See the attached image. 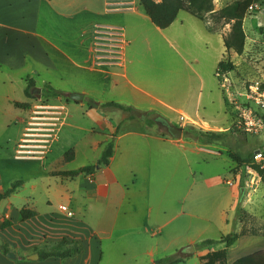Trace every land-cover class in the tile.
Segmentation results:
<instances>
[{
	"label": "crops",
	"instance_id": "1",
	"mask_svg": "<svg viewBox=\"0 0 264 264\" xmlns=\"http://www.w3.org/2000/svg\"><path fill=\"white\" fill-rule=\"evenodd\" d=\"M33 1H39L41 5H44L43 3L51 5L53 8H55L53 2H57L56 0H30V3ZM105 6L107 11H105V17L99 14L102 18L96 21L103 22L102 25L109 27L112 24L120 25L128 30L129 27H134L130 37L128 36L129 31L126 34L129 38H126L128 46L124 73H120L117 66L102 64L96 61V58L94 60L95 55L92 54L91 48L92 30H77L79 31L78 37L68 38V43L65 44L67 38L61 36L60 33L57 39L51 36L49 30H53L54 27L48 23L42 24L43 16L40 18V16L31 15L22 18V28H16L8 23L9 19L0 20V69L7 67L13 72H20L26 69L28 61L32 60L36 64L60 73L71 71L74 76L83 75L88 78L86 81L89 82L90 85L87 84L90 88L67 93L69 96L80 93L86 97L96 92L93 102L96 104L99 102L102 105L110 102L107 99V92L110 88L112 91L116 89L120 95H131V99L135 101L146 98L159 102L162 106L176 111L180 115V121H183L185 125L190 124L204 131L230 133L233 115L228 112H225V120L206 119L208 107L203 102V85L207 79L202 73V68L199 71L194 69L201 84L200 94L195 98L190 95L185 100H178V108L153 95L155 89L153 85L149 83L146 84L147 88L141 87L139 84H142V81L139 77L134 74L131 78L128 74L129 64L131 65L132 61L128 51L130 46L133 42H141L138 48L143 49L145 43L142 28L139 30L138 27L139 18L151 23L156 31L166 34L176 30L177 27L184 29L185 23L181 20L183 12L179 14L172 26L166 30H160L145 14L139 0L134 8L129 9L107 10V2ZM57 15L63 17L59 13ZM128 15L136 21V24L132 21L129 24V17H123ZM47 18L46 21H49V17ZM76 25L79 28L83 26L81 23ZM92 26L100 25L93 24ZM55 28L58 30V27ZM205 30L210 36H221L220 40L224 44L222 34L209 31L206 25ZM71 44H73L72 47ZM144 47L149 52L163 49L159 45L146 44ZM220 61L217 60L214 66L218 67ZM216 71L217 68L215 77L218 79ZM182 78L183 85H186L187 80L184 76ZM25 82L27 86L28 81ZM178 84L179 82L176 86ZM25 89L26 87L23 89V95L27 98ZM233 96L231 94L230 97L224 98L225 105L226 100L229 99L231 102L230 99ZM7 100L9 104H26V102L13 100L11 97H7ZM116 103L124 104L120 100ZM130 104L140 109L136 103ZM100 105L98 108L93 107L92 112L88 113V117L94 124L90 132L96 138L98 137L94 143V148L99 152L95 165L101 159L106 144L117 133L110 163L97 167L92 174H82L74 178L63 177L59 174L77 171L87 165L73 170L54 169L50 171L52 177H49V181L53 183L47 186V207L41 211L33 204L35 201L33 196L38 188V182L43 181V178L39 180L29 177V182L18 181L21 185L16 193L0 201V246H7L16 258L10 259L0 252V264H101L104 259L107 261L106 264H127L129 261L139 264L143 258H148V261L155 264L157 260L177 253L189 254L186 249L189 246L195 247L198 242L202 241V234L206 229H203L205 227L202 225L197 226V234L193 237L190 233L193 229L192 219L200 223H210L212 218H216L221 227L226 229L229 225V214L236 212L241 192H245V189L247 193L242 208H250L249 203L256 197V192L250 191L249 185L244 186L242 178L244 173L250 177L251 174L248 171L251 169L241 168L240 173L233 172L232 170L239 166L227 152H222L221 149H219L220 152H215L211 150L216 148L215 145H201L184 137L175 139L170 133L165 134L158 127L147 125L144 122L145 118L124 120L125 115H122L121 120L116 121L111 119L109 114L100 112ZM12 113L14 116L10 117L9 123L4 127L7 129L15 127L18 130V140L14 143L13 151L8 152L13 155L10 158H3L5 153L0 151V194L5 193L12 186L15 178L10 176L9 171L14 173L17 167L24 165L21 162L36 160L45 164L46 158L54 145L58 143L69 118V112H31L30 108L24 110L18 108ZM159 115L169 121L165 123H176V120L165 113ZM42 130L50 132L45 157L42 160L34 157L18 158V146L25 140H40ZM80 151V148L75 146L74 159L72 161L65 159V163H74L79 158ZM259 151L262 152L261 149H257L255 153ZM224 153L233 162L229 168V174L232 177L224 173L207 176L203 173L196 174L193 171L194 162L195 164L198 162L209 164V157L221 158ZM255 175L256 186L260 188V191L264 186L261 178L256 173ZM30 183H34L32 185L34 193L22 197L23 189ZM54 201L60 204L59 207L67 205L74 216L68 217L62 213L59 207H55ZM25 207L35 211L37 215L28 221L20 222V212ZM6 220L12 222L13 225L1 229ZM178 220L180 224L177 227L188 230L187 235H177L178 228L172 224ZM222 236L226 235L222 234ZM64 239L70 242H80L82 252L66 260L56 257L40 260L39 252L45 251L47 243L53 244ZM261 239L264 238L243 236L235 245L241 242L242 250H245L251 248L255 241H259L260 244ZM222 245L224 247L213 245L211 251L222 250L226 247ZM235 245L229 249L228 257ZM260 250H264V245H260L254 253ZM35 255H38L39 259L31 260ZM189 256L190 254L184 256L185 259L180 264H189Z\"/></svg>",
	"mask_w": 264,
	"mask_h": 264
},
{
	"label": "rangeland",
	"instance_id": "2",
	"mask_svg": "<svg viewBox=\"0 0 264 264\" xmlns=\"http://www.w3.org/2000/svg\"><path fill=\"white\" fill-rule=\"evenodd\" d=\"M56 1L57 2L54 1L55 3L53 2L55 5V8H53L51 5L45 3L41 5L39 1L30 3V0H0V20L9 19L7 21L8 23L14 25L16 28H22L23 17L31 15L33 17L40 16V18H42L43 16L44 21L42 24L48 23L54 27L53 30H49L51 36L57 39L60 33L61 36L67 38L64 42L65 44L68 43V38H72L73 36L78 37L79 31L77 30H92L91 48L92 54L95 55V60L94 32L96 27L92 25L99 24L100 26H106L101 24L103 22L96 21L102 18L99 14L104 16L106 11L105 3L107 2V10L115 8L129 9L134 8L136 4H138V0H106V2L104 0ZM236 1L242 3L239 13L244 18V30L247 36L244 53L241 56L231 52L228 57L224 44L220 40L221 36L208 35L205 30V25L209 31L218 32L222 34L224 38L228 36L231 31L230 24H226L224 20L215 21L208 14L204 15V21H200L189 13L181 12V20L185 23L184 29L177 27L178 30L176 29L166 34L156 31L151 23L139 18L138 27L139 30L142 28L141 31L144 33V42L149 45L162 46L163 49L149 52L147 48L144 47L146 46L145 43L143 44V49H141L138 48L141 42H133L128 50L130 60L133 61H131V65L129 64V76L132 78L135 74L139 77L142 81V84H139L141 87L147 88L146 84L150 83V85H153L155 88L153 90V95L166 101L173 107L178 108V100H185V98L190 97V95H193L195 98L200 94L201 84L194 69L199 71L202 68V73L207 79L203 85V102L208 107L206 119L215 118L217 120H225V112L233 115L234 108L231 103L234 98L238 102H241L245 92H250L252 90L251 87L259 89L261 92L264 91V0H215V11L233 4ZM58 13L63 15V17H58ZM47 17H49V21H46ZM123 17H129V24L131 21L136 24V21L130 18L131 16L128 15L127 17ZM80 23L83 26L79 28L76 24ZM55 27H58V30ZM111 27L122 28L117 24H112ZM133 28L134 27L131 26L129 30L122 29L125 35L128 34L129 31L128 36L130 37V33L134 31ZM129 37L126 35V38ZM104 42L111 44L110 41ZM72 45L73 44L70 46L72 47ZM224 56L227 57H225L227 60L235 64L236 70L229 73L227 76L217 74V79L215 77L217 65H214L217 60H223ZM125 63L123 68L126 65ZM123 68L119 67L120 73H124ZM62 72L64 74L56 70L48 69L43 65L36 64V62L32 60H29L26 69L20 72H13L7 67L0 69V151L5 153L3 158L7 159V157L10 158L13 156L12 153L8 154V152L13 151L14 143L18 140V130H16L15 127L10 129L4 127L9 123L10 117L12 118L14 116V113L11 114V112H16V110H18L14 104L11 103L12 106L9 104L7 97H11L13 100L26 102V104H31V112H69L67 125L60 134L58 143L54 145L51 153L46 158L45 164H41L36 160L30 162L25 161L21 162L24 165H21L22 167H17L14 173L11 172V170L9 171L10 176L15 178L12 183L18 181L29 182V177L39 180L43 178V181L38 182V188L33 196V199H35L33 204L40 211L47 207V186L53 183L49 181V177H52L50 171L54 169L73 170L83 165H95L99 153L94 148V143L98 137L96 138V136L91 134L90 129H92L94 124L92 119L88 117V113L93 110L91 101L93 102V100H95L96 92L86 95L84 101L79 103L71 100L67 93L90 88V86H88L89 82L86 81L88 78L83 75L74 76L71 71ZM183 76L187 80L186 85H183ZM29 78L35 81V86L32 88L34 100L27 99L23 95V89L26 87L25 81H28ZM177 82H179L178 86H176ZM48 85L54 88L55 91L61 93L62 97L45 98L42 92ZM147 90H149V88ZM230 93L234 96L230 99L231 102H229V99L226 100L225 105V99L226 97H230ZM107 99L110 102H117L120 100L124 103L121 105L124 106H130L133 105L130 103H136L140 107L139 110H141V112H149L150 109H154L152 112H155V114L165 113L176 120V123H172V125L179 129H184L186 126L190 125H185L183 121H180V115L176 111L166 108L152 99L141 98L139 101H135L131 99V95H120L116 89L112 91L111 88L107 92ZM97 103L100 105L99 102ZM107 112L109 117L116 121H120L122 115L126 117V114L120 110L110 109ZM151 118H155V116ZM160 129L165 134H169L165 126L160 127ZM229 132L232 135L228 141L215 145L216 148H212L211 150L220 152L219 149H221L222 152H227L231 158L234 154L255 156V151L257 149H261L264 153V133L256 136L246 135L238 131L232 132L230 130ZM226 144L229 145V147H227ZM75 146H78L81 150L79 158L72 164L65 163L66 154L71 150L74 151ZM195 158L194 156L193 159L195 160ZM208 161L209 164H204V162L195 164L194 162L193 171L196 174L203 173L207 176L216 173H224L230 176L229 168L233 165V162L225 153L221 158L212 159L209 157ZM241 170V167H237L232 171L241 172ZM248 172L251 174L250 177H247L245 173L243 174V185H249L250 191L256 192V197L249 203L250 208H243V212L239 218L236 212L229 214V225L226 226V229L221 227L216 221V218H212L210 223H200L198 220L192 219L193 229L190 233H192L191 235H193V237L197 234V226L202 225L205 227L203 229L206 230L202 234V241L198 242L193 249H191L192 246L188 247L190 248L189 264H201L199 257L207 251V249L199 247L201 242L206 240L218 241L222 234L229 235L231 233H239L244 237L264 238V188L262 187L259 191L260 188L256 186L255 172L252 170ZM29 173L31 174L30 176ZM33 184L34 183L27 184V187L22 191V197L34 193V191L32 192ZM246 193L247 189H245V192H241V199L238 202V206H242ZM261 194H263V196H260ZM53 204L55 207H59L60 205L57 201H54ZM179 224L180 220L174 222L172 226L177 227ZM187 234L188 230L177 229L178 236ZM260 245H264V239L260 240V244L259 241H255L251 248L242 250V243L240 242L231 250L228 261L232 263L234 260L240 259V257L248 256L254 253ZM216 247L224 246L216 244ZM182 255L186 257L189 254L184 253ZM106 263L107 261L104 259L101 264ZM127 264L135 263L129 261ZM139 264L154 263L148 261V258H143V261L139 262Z\"/></svg>",
	"mask_w": 264,
	"mask_h": 264
},
{
	"label": "trees",
	"instance_id": "3",
	"mask_svg": "<svg viewBox=\"0 0 264 264\" xmlns=\"http://www.w3.org/2000/svg\"><path fill=\"white\" fill-rule=\"evenodd\" d=\"M140 5L143 8L145 14L150 18L151 22L160 30H166L176 21L181 12H186L197 18L200 21H204V15H210L215 21L224 20L226 24L231 25V31L228 36L224 38V46L226 53L229 57L231 52L237 55H242L244 53L246 45V33L244 30V18L239 13V9L242 6L240 1H236L233 4L227 5L222 9L215 11L214 1L215 0H139ZM224 56L218 64L216 74L227 76L229 73L236 70V66L233 62L227 60ZM35 86V81L33 79L28 80L25 89V95L28 99H35L32 94V88ZM43 96L47 99L49 98H60L61 93L55 91L50 85L42 92ZM68 96V95H66ZM79 103V102H77ZM17 108L29 109L30 104L14 103ZM100 111L102 113H108L110 109L120 110L126 114L124 120H143L144 122L152 127L160 126L157 124L159 122H167L159 114L155 112H141L140 110L132 106H124L116 102H108L100 105ZM155 116V118H151ZM184 132L183 137L187 140L199 143L201 145H217L220 143H225L228 141L231 133L216 132V131H204L193 125L186 126L182 129ZM117 134V133H116ZM116 134L112 136V140L106 144L104 147L101 159L97 165H90L83 167L77 171L72 172H62L59 175L63 177H77L82 174H92L96 171L98 166L108 165L111 158L113 157L114 147H115V137ZM227 147L229 145L226 144ZM75 157L73 150L66 154V160L72 161ZM232 158L238 164L239 167L244 169H251L260 178L264 186V163H258L255 161L254 155L243 156L241 154H234ZM21 185V182H15L12 184L5 193L0 194V201L10 197L17 188ZM243 212L242 206H237L236 215L239 218ZM20 222L28 221L34 218L37 213L27 207L21 210ZM12 222L6 220L1 226V229H6L12 226ZM243 237L239 233H231L226 236H222L218 241L206 240L199 244V247L207 249L206 254L199 257L201 264H230L228 261L229 249L234 246L239 239ZM216 244H224L226 247L222 250L211 251V247ZM83 248L80 242H70L66 239L61 242L46 244L45 251H40V260L44 261L50 257L61 258L63 260L71 259L76 257L82 252ZM0 252L7 256L10 253V249L7 246H0ZM185 259L184 256L179 253L172 256H168L161 259L155 264H180ZM232 264H264V250L257 251L245 257L237 259Z\"/></svg>",
	"mask_w": 264,
	"mask_h": 264
},
{
	"label": "built area",
	"instance_id": "4",
	"mask_svg": "<svg viewBox=\"0 0 264 264\" xmlns=\"http://www.w3.org/2000/svg\"><path fill=\"white\" fill-rule=\"evenodd\" d=\"M94 45L97 61L123 68L125 54L128 46L124 30L118 27L98 26L94 32ZM104 41H110L107 44ZM250 92H245L241 102L232 101L234 108L232 132H241L246 135H261L264 133V91L251 87ZM40 140H25L18 146L17 157H34L42 160L46 155L49 145L50 132L42 130ZM255 161L264 163V153L257 152ZM60 211L68 217H73L74 213L67 205H61Z\"/></svg>",
	"mask_w": 264,
	"mask_h": 264
},
{
	"label": "water",
	"instance_id": "5",
	"mask_svg": "<svg viewBox=\"0 0 264 264\" xmlns=\"http://www.w3.org/2000/svg\"><path fill=\"white\" fill-rule=\"evenodd\" d=\"M38 92H40V91L38 90ZM70 99L75 101V102H82V101H84L85 96H84V94L74 93V94L70 95ZM91 104H92V106L94 108H98L99 107L98 104H96V103H94L92 101H91ZM157 124L160 127L165 125L163 122H159V121H157ZM166 126L168 127V131H169V133L171 134L172 137H174L175 139H182L183 138L184 132H183L182 129L176 128L171 123H166ZM98 168H99V166H98ZM189 249L190 248H187L186 251L190 254V250ZM191 249H193V246L191 247ZM7 257L10 258V259H15L16 255L11 252V253H9L7 255ZM38 259H39L38 255H35L34 257L31 258V260H33V261L38 260Z\"/></svg>",
	"mask_w": 264,
	"mask_h": 264
},
{
	"label": "flooded vegetation",
	"instance_id": "6",
	"mask_svg": "<svg viewBox=\"0 0 264 264\" xmlns=\"http://www.w3.org/2000/svg\"><path fill=\"white\" fill-rule=\"evenodd\" d=\"M36 90L38 91V89H36ZM163 123L165 124L164 126L168 129V127L166 126V123L165 122H163Z\"/></svg>",
	"mask_w": 264,
	"mask_h": 264
},
{
	"label": "bare ground",
	"instance_id": "7",
	"mask_svg": "<svg viewBox=\"0 0 264 264\" xmlns=\"http://www.w3.org/2000/svg\"><path fill=\"white\" fill-rule=\"evenodd\" d=\"M253 174V173H252Z\"/></svg>",
	"mask_w": 264,
	"mask_h": 264
}]
</instances>
